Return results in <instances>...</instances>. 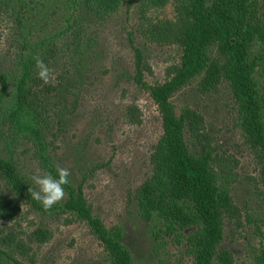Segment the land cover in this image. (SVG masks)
I'll return each instance as SVG.
<instances>
[{"label": "trees", "instance_id": "trees-1", "mask_svg": "<svg viewBox=\"0 0 264 264\" xmlns=\"http://www.w3.org/2000/svg\"><path fill=\"white\" fill-rule=\"evenodd\" d=\"M123 1L0 0V21L5 19L0 24L8 22L11 33L10 47L0 54V219L12 221L22 205L42 214H66L68 222L78 221L88 228L110 264L133 262L119 240V228L105 226L87 201L83 183L72 185L69 181L63 186L66 193L63 200L45 210L31 199L28 190L35 173L24 171L19 158L32 152L31 160L38 170L43 175L55 176L47 138L53 125L62 123L66 74L53 70L52 66L59 60L60 47L77 52L80 61L83 47L89 45L88 38L82 41L91 26ZM141 1L143 7L149 8L163 6L169 0ZM171 2L172 19H153L146 9H141L138 25L128 33L130 80L148 94L161 130L148 157L151 172L131 197L142 219H160L163 232L183 246L190 264H232L231 253L218 250V244L224 220H234L239 209L216 181L211 137L202 115L190 107L176 115L170 98L197 75L201 92L214 91L222 83L229 85L237 125L264 185L263 104L253 78L264 54H254L252 50L257 46L264 51V15L248 9L251 0ZM130 4L129 0L127 7ZM2 27L7 28L3 24ZM140 41L176 48L177 59L167 66L162 82L146 80L152 67ZM37 59L52 70L47 83L36 77ZM123 114L130 124H139L142 118L135 103L125 105ZM4 141L10 147L3 153ZM31 234L37 242L50 237V232L41 227ZM4 238L15 241L20 252H27L21 239H9L8 235ZM7 247L11 248L10 243ZM255 264H264V245L259 248Z\"/></svg>", "mask_w": 264, "mask_h": 264}, {"label": "rangeland", "instance_id": "rangeland-1", "mask_svg": "<svg viewBox=\"0 0 264 264\" xmlns=\"http://www.w3.org/2000/svg\"><path fill=\"white\" fill-rule=\"evenodd\" d=\"M128 1L124 0L106 18L95 21L83 38V43L89 39V45L83 47L80 61L77 52L60 47L59 60L52 67L65 72L66 92L61 106L62 123L54 124L47 138L50 161L68 169L72 185L83 183L87 201L105 226L119 228V240L133 264H190L183 246L163 232L160 219H142L131 197L151 172L148 157L161 130L148 94L130 80L128 33L138 25L141 9H146L153 19H172L173 4L169 0L163 6L146 8L141 0H130L127 7ZM248 9L264 15V0H251ZM2 24L0 54L11 45L10 24ZM140 43L152 67L146 80L162 82L167 66L177 59L176 48ZM252 50L254 54H264L260 47L253 46ZM253 78L263 104L264 128V61L255 67ZM199 79V75L193 77L172 95L170 102L176 115L185 107L202 115L211 137L216 181L239 209L234 220H224L218 250H228L232 264H255L259 248L264 245V185L237 125L229 85L222 83L214 91L201 92ZM129 103H135L142 113L139 124H130L123 114ZM5 144L4 141L2 152L10 147ZM31 156L32 152L20 155L24 171L43 175ZM68 220L66 214H42L24 205L12 221L0 219V264H17L14 259L22 264H110L88 228ZM38 227L50 232L48 240L37 242L33 238L31 233ZM6 235L9 239H21L27 252H20L15 241L4 238Z\"/></svg>", "mask_w": 264, "mask_h": 264}, {"label": "clouds", "instance_id": "clouds-1", "mask_svg": "<svg viewBox=\"0 0 264 264\" xmlns=\"http://www.w3.org/2000/svg\"><path fill=\"white\" fill-rule=\"evenodd\" d=\"M35 67L36 77L43 83H47L52 78V70L42 60L37 59ZM69 175L67 168L57 164L55 165V176L51 173L33 176L32 187L28 189L31 199L39 202L45 210L51 208L65 197L63 186L69 183Z\"/></svg>", "mask_w": 264, "mask_h": 264}]
</instances>
